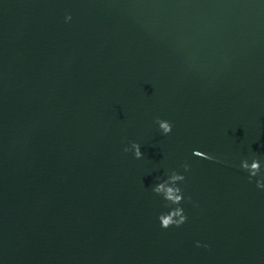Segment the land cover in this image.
I'll list each match as a JSON object with an SVG mask.
<instances>
[{"label":"water","instance_id":"water-1","mask_svg":"<svg viewBox=\"0 0 264 264\" xmlns=\"http://www.w3.org/2000/svg\"><path fill=\"white\" fill-rule=\"evenodd\" d=\"M258 180L264 0H0V264H264Z\"/></svg>","mask_w":264,"mask_h":264},{"label":"clouds","instance_id":"clouds-1","mask_svg":"<svg viewBox=\"0 0 264 264\" xmlns=\"http://www.w3.org/2000/svg\"><path fill=\"white\" fill-rule=\"evenodd\" d=\"M66 19L70 20L71 17ZM156 123L159 125V129L164 135H169L172 132V125L170 122L163 121L160 119L156 120ZM131 150L134 152V157L136 159H142L143 154L140 151V146L136 143L131 145ZM125 152H128L129 149H125ZM194 156L197 158L204 159H214L212 156H206L200 151H194ZM241 168L244 171L249 173V180L256 177L261 172V163L258 159H253L249 164L247 160L241 162ZM183 169L185 172L190 170L189 165L184 164ZM185 177L181 174H178L176 171H172L167 180H164L161 183H158L154 188L153 192L161 196L165 201V207L170 208V211L165 214H161L158 219L162 229L167 230L170 227H181L187 221V216L184 214L183 209L180 207L184 200L182 189L178 186L180 183H183ZM257 188L264 189V180L256 181ZM200 246L199 244L197 245Z\"/></svg>","mask_w":264,"mask_h":264}]
</instances>
